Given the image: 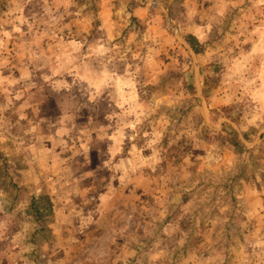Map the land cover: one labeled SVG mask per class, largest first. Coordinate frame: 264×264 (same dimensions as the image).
I'll return each mask as SVG.
<instances>
[{
	"label": "rangeland",
	"instance_id": "1",
	"mask_svg": "<svg viewBox=\"0 0 264 264\" xmlns=\"http://www.w3.org/2000/svg\"><path fill=\"white\" fill-rule=\"evenodd\" d=\"M261 20L0 0V264H264Z\"/></svg>",
	"mask_w": 264,
	"mask_h": 264
},
{
	"label": "crops",
	"instance_id": "2",
	"mask_svg": "<svg viewBox=\"0 0 264 264\" xmlns=\"http://www.w3.org/2000/svg\"><path fill=\"white\" fill-rule=\"evenodd\" d=\"M262 22H264V20H261ZM260 26H262V23L260 24ZM264 29V27H262Z\"/></svg>",
	"mask_w": 264,
	"mask_h": 264
}]
</instances>
